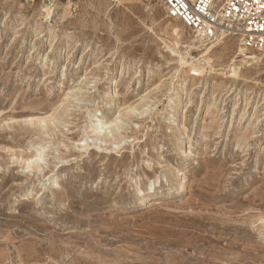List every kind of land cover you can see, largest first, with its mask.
<instances>
[{"label": "rangeland", "instance_id": "rangeland-1", "mask_svg": "<svg viewBox=\"0 0 264 264\" xmlns=\"http://www.w3.org/2000/svg\"><path fill=\"white\" fill-rule=\"evenodd\" d=\"M170 21L161 0H0V264H264V63L236 79L226 44L186 75Z\"/></svg>", "mask_w": 264, "mask_h": 264}, {"label": "bare ground", "instance_id": "bare-ground-1", "mask_svg": "<svg viewBox=\"0 0 264 264\" xmlns=\"http://www.w3.org/2000/svg\"><path fill=\"white\" fill-rule=\"evenodd\" d=\"M103 2H104V0H100L101 5L103 4ZM48 8L49 7L46 5L44 7V9H42V10L43 11H48ZM67 9H65V10L68 11L69 9L68 10ZM98 10H100V9L98 8ZM70 13H71V11H70ZM168 17L171 19V21L167 24V28L169 29L170 35L173 36V37H172V40L168 39V40H170L169 43L166 42L165 38H162V37L161 38H162L163 41L166 42V47H167L168 51L172 53V56H174V57L176 56L175 59H176V62L178 63L177 67H181L182 70L184 71V73H186V75L187 74H192V75H195V77H197L196 75H199V76L203 75L205 73L204 70H207V69H205V65L206 64L210 68L214 66V62H215V58L214 57L219 56V55H217L218 54L217 48L219 46H221V45H226V44L229 45V47H226V48H228L230 50V53H225L226 54L225 57L228 58V63H224V62L223 63L226 64V66L230 69L229 70L227 68L229 70L230 74L234 78L237 79L238 77L241 76L240 75V70H241L243 65L251 66V65H257V64L264 63V51H261V49H257L256 50V49H254V48H252L250 46H246L244 43L239 42L238 37H236L235 39L234 38H230V39L227 40V39H225V38H227V36L224 35L223 37L217 39L216 41L205 42V41H202L201 39H200L201 40L200 41V40H198L196 38L197 36L193 35L192 32L189 31L186 28V26L179 19L172 18L170 15H168ZM185 30L189 31V36L187 35ZM166 31H167V29H166ZM35 36H37V35L35 34ZM194 36H196V37H194ZM195 49L200 50L199 54L201 55V57L204 58L203 60L197 62L198 59L195 60V61H189V60H187L188 58L186 59V53L189 50H195ZM82 53H83V55H85L86 51H83ZM223 53L224 52H222L221 54L225 55ZM219 57H218V59H220ZM46 58H48V55H47ZM223 60H224V58H223ZM202 61L205 62V65L201 64ZM223 63H221V64H223ZM118 82H119L118 78H117V76L115 74L113 79H112V85H117ZM181 104L183 105V103H181ZM181 104L180 105L176 104V106L174 108V114L172 115V117L175 119V121H177V118H178L177 116L182 114L183 111H184V107L183 106L181 107ZM130 109L131 110H135L132 106L130 107ZM114 119L115 120L113 122H108L106 120H101L99 122L93 123L92 124V131H90V132H93L94 136L95 135L96 136H99V135H103L104 136V135H106L107 132H110V129L112 127L113 128L120 127V123L126 122L127 120H129L128 118H127V120H125V118L122 117L121 113L116 115ZM40 121H43V120L40 119ZM33 122L34 121H32V123ZM186 145L187 146L189 145V147H187ZM187 148H189V150L192 149V145H191L190 142H187L185 145L180 147L181 151H179V152H181L182 155H185L188 152L186 150ZM40 156H43V154L40 153ZM30 163H32V162H30ZM185 168H186L185 166H184V168H180L179 167L178 169L176 167H174V170L179 172L178 174H180V176L176 178L175 182L173 181L174 185L167 189L168 194L170 192L172 193V191L178 192L179 189H183V188L186 187V184L189 182L188 181L189 178L187 179L185 174L183 172H181ZM172 172H173V170H172ZM160 176L161 175H157L156 179L151 181V188H154V185L158 184V182L161 183L162 180H160V178L162 176L164 177V175H162L161 177ZM170 184H171V182H170ZM159 196H160V194H159ZM142 197H143V199H145L147 201V199L149 198V192L144 193L140 197V200H143ZM145 200H143V201H145ZM154 202H156L155 208H158L159 205H162V200H160V198H158Z\"/></svg>", "mask_w": 264, "mask_h": 264}, {"label": "built area", "instance_id": "built-area-1", "mask_svg": "<svg viewBox=\"0 0 264 264\" xmlns=\"http://www.w3.org/2000/svg\"><path fill=\"white\" fill-rule=\"evenodd\" d=\"M168 15L179 19L199 39L226 35L264 51V0H161ZM205 65V62H201Z\"/></svg>", "mask_w": 264, "mask_h": 264}]
</instances>
